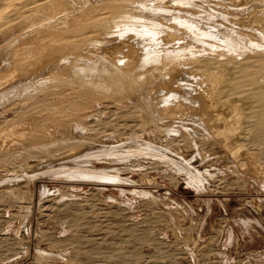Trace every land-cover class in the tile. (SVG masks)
Returning <instances> with one entry per match:
<instances>
[{
    "label": "rangeland",
    "instance_id": "rangeland-1",
    "mask_svg": "<svg viewBox=\"0 0 264 264\" xmlns=\"http://www.w3.org/2000/svg\"><path fill=\"white\" fill-rule=\"evenodd\" d=\"M165 1L196 12L205 24L224 12L230 25L257 31L252 39L263 41L264 0ZM204 12L215 16L201 17ZM186 43L194 51L185 70L196 93L197 77L208 76V107L174 108L166 135L137 106L117 99H97L83 122L68 120L71 133L107 147L76 153L92 155L94 168H112L116 180L63 179L55 167L59 154L46 161L23 155L19 166L0 153V264H264V143L256 115L264 63L211 36L206 45ZM7 113L0 112V125L27 121Z\"/></svg>",
    "mask_w": 264,
    "mask_h": 264
},
{
    "label": "bare ground",
    "instance_id": "bare-ground-1",
    "mask_svg": "<svg viewBox=\"0 0 264 264\" xmlns=\"http://www.w3.org/2000/svg\"><path fill=\"white\" fill-rule=\"evenodd\" d=\"M159 3L0 0V112L5 118L9 110L27 118L19 124L14 118H4L0 125L1 160L20 166L23 155L38 154L46 161L59 154L62 159L55 167L63 179L116 180L118 174L112 168H94L88 161L92 155L76 153L93 146L104 149L106 145L71 133L69 119L83 122L85 110L95 100L117 99L137 106L145 121L165 134L173 128L169 115H177L174 108L208 107L203 103L210 84L204 77L208 76L197 77L196 93L185 70L187 57L194 56V51L187 48L189 38L197 39L200 46V41L206 45L211 36L225 48H246L252 53L250 58L264 63V36L263 41L253 40L251 36L258 35L257 31L250 33L243 25H230L224 12L211 25L200 23L194 11L176 10L165 0ZM187 7L194 8L192 4ZM203 15L215 16L208 12ZM238 28L241 32L235 33ZM177 30H183L184 35L177 37ZM177 85L180 90L167 89ZM260 89L256 96L261 101L256 110L261 121L257 131L264 143V87ZM172 96H177V103L169 104ZM72 150L75 152L69 156L60 154ZM21 171L16 170L18 174Z\"/></svg>",
    "mask_w": 264,
    "mask_h": 264
}]
</instances>
